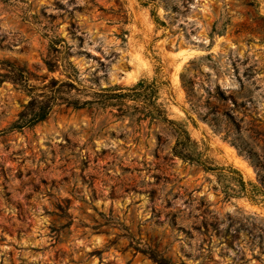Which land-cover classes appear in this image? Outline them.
Returning a JSON list of instances; mask_svg holds the SVG:
<instances>
[{
    "label": "rangeland",
    "instance_id": "rangeland-1",
    "mask_svg": "<svg viewBox=\"0 0 264 264\" xmlns=\"http://www.w3.org/2000/svg\"><path fill=\"white\" fill-rule=\"evenodd\" d=\"M53 35L83 85L157 78L175 125L127 99L123 116L61 106L7 132L28 97L0 84V264H264V202L227 198L228 167L256 182L233 144L264 150V0H0V60L30 85L57 77ZM176 125L221 169L173 156Z\"/></svg>",
    "mask_w": 264,
    "mask_h": 264
},
{
    "label": "trees",
    "instance_id": "trees-1",
    "mask_svg": "<svg viewBox=\"0 0 264 264\" xmlns=\"http://www.w3.org/2000/svg\"><path fill=\"white\" fill-rule=\"evenodd\" d=\"M72 47L65 43L59 35H53L49 39L47 57L43 60V65L48 73L55 74L57 77H50L41 87L30 85L31 74L25 67L18 66L6 60H0V84L10 83L20 88L28 97V102L22 107V111L17 115V119L10 125L7 132L22 131L30 129L37 124L45 121L57 107L64 106L73 110L85 108H113L117 107L120 114L126 112L130 106L126 105L129 99L136 103L141 101L144 105L140 109L138 119L148 118L150 121H162L168 124L174 122L168 120L164 112L155 104L158 86L162 83L154 78L150 83L141 81L131 88L114 85L107 88H100L98 85H83L79 81L76 67L69 61L73 55ZM77 53H81L80 51ZM76 53V54H77ZM96 82V81H95ZM218 97L224 98V94L217 88ZM135 108H137L135 106ZM125 110V111H123ZM144 110H147L144 111ZM177 139L172 149V154L184 161L195 163L204 168L205 171L220 170L213 168L206 161L198 157H192L190 150L191 140L188 132L176 125ZM238 154L242 156L254 169L256 182L245 183L241 175L235 169L229 168L227 171L233 176L234 193L231 197H246L254 202H264V150H258L253 143L244 142L241 146L234 143ZM151 259L157 264H172L164 258L157 259L152 255Z\"/></svg>",
    "mask_w": 264,
    "mask_h": 264
}]
</instances>
